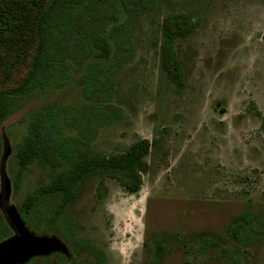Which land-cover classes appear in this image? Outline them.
<instances>
[{"label": "rangeland", "instance_id": "374dc122", "mask_svg": "<svg viewBox=\"0 0 264 264\" xmlns=\"http://www.w3.org/2000/svg\"><path fill=\"white\" fill-rule=\"evenodd\" d=\"M178 12L194 23L176 44L185 76L182 89L163 71L159 51L161 23ZM127 32L115 57L108 115L90 120L91 146L111 153L139 138L159 141L146 157L139 191L128 192L107 179L100 196L99 176L82 181L62 222L76 242L75 259L67 264H146L151 259L147 243L158 235L170 240L162 264H232L218 249L192 253L190 247L199 248L206 237L222 232L248 205L254 213L264 211V128L254 110L264 114V0H155L150 9H140ZM4 37L0 89L23 78L34 49L32 35L26 41ZM79 77L75 74L54 95L29 102L4 123L10 207L19 210L27 194L55 173L38 162L21 172L15 154L28 132L30 110L53 100L80 108L95 103ZM41 222L45 231L57 232L58 227ZM36 227L34 233L43 236ZM63 263L60 253L28 262ZM241 264H264V242L252 247Z\"/></svg>", "mask_w": 264, "mask_h": 264}, {"label": "trees", "instance_id": "16d2710c", "mask_svg": "<svg viewBox=\"0 0 264 264\" xmlns=\"http://www.w3.org/2000/svg\"><path fill=\"white\" fill-rule=\"evenodd\" d=\"M43 1H46L44 6ZM154 3L155 0H29L26 4L19 0H0V36L11 41H26L29 35L34 38L25 75L17 84L0 89V241L17 233L8 213L10 206L4 198L8 178L4 161L9 138L3 132V125L29 102L52 96L66 87L75 74H79L88 99H95L96 104L80 108L53 100L30 110L28 132L17 145L15 154L21 172L38 162L50 166L55 173L50 182L27 194L18 210L20 216L33 232L37 226L44 235L64 237L62 240L72 254L68 257L60 253L63 264H67L75 259L73 244L76 242L62 222L65 211L78 198L82 181L99 176L100 196L107 179L117 180L131 193L142 188L146 157L159 137L139 138L122 151H94L90 120H102L108 115L106 107L114 97L115 57L118 58L127 39V25L140 9H150ZM193 24L185 12L168 14L161 23V66L178 89L185 85V76L176 44L193 30ZM254 110L264 128V114L256 106ZM71 129H76L78 134H68ZM21 178L20 173L17 187ZM41 220L50 222L52 228L58 227L57 232H51V228L45 231ZM168 242L166 235L153 236L147 243L151 259L146 264H162L169 251ZM263 242L264 211L254 213L248 205L222 232L206 237L199 248L190 247V252L218 249L232 264H241L252 247H259ZM96 259L100 257L96 255Z\"/></svg>", "mask_w": 264, "mask_h": 264}, {"label": "water", "instance_id": "95a60500", "mask_svg": "<svg viewBox=\"0 0 264 264\" xmlns=\"http://www.w3.org/2000/svg\"><path fill=\"white\" fill-rule=\"evenodd\" d=\"M10 149H8V154ZM5 202L9 205V180H5ZM10 218L17 233L0 241V264H25L36 256H47L54 252H63L71 257L67 244L57 236L35 234L14 207L8 208Z\"/></svg>", "mask_w": 264, "mask_h": 264}, {"label": "flooded vegetation", "instance_id": "af4514ba", "mask_svg": "<svg viewBox=\"0 0 264 264\" xmlns=\"http://www.w3.org/2000/svg\"><path fill=\"white\" fill-rule=\"evenodd\" d=\"M54 253H57V252H54ZM54 253H52V254H54ZM58 253H63V252H58Z\"/></svg>", "mask_w": 264, "mask_h": 264}]
</instances>
